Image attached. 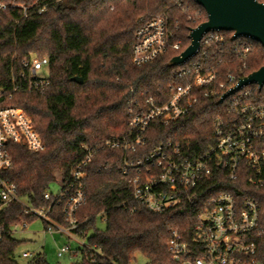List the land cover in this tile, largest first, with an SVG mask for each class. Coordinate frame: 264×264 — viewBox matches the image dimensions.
I'll use <instances>...</instances> for the list:
<instances>
[{"label": "trees", "instance_id": "16d2710c", "mask_svg": "<svg viewBox=\"0 0 264 264\" xmlns=\"http://www.w3.org/2000/svg\"><path fill=\"white\" fill-rule=\"evenodd\" d=\"M0 4V87L11 86V77L24 61L46 58L49 63V87L44 94L19 93L9 101L26 111L46 148L34 153L10 146L13 168L6 175L21 200L36 208L46 207L45 192L58 173L66 181L74 164L84 157L82 146L127 135L131 102L153 98L164 103L171 88L182 84L176 76L179 68H170L168 63L189 47L191 30L206 22L207 14L193 0H0ZM157 16L168 20L172 44L180 48H170L155 61L136 67L131 57L139 20ZM225 34L223 47L208 54L221 80L239 74L243 65L244 76L264 66L260 44L244 38L232 40L233 33ZM241 42L250 46L244 61L235 57ZM74 77L83 83L73 82ZM250 89L255 99L264 100V87ZM224 109L218 99H201L187 116L168 126L150 128L148 148L172 141L190 157L204 154L212 144L213 120ZM124 158L121 151L106 150L86 168L87 202L78 211L81 226L76 234L86 238L93 232L79 251L81 259L71 264H131L137 254L147 264H177L166 249L171 231L179 230L187 241L193 238L200 205L184 213L158 214L138 208L130 197V177L120 172ZM206 186H213L202 189L207 197L224 191L242 196L241 190L254 198L264 225V187L253 189L241 177ZM0 208V264H18L15 256L21 242L11 228L37 219L26 216L18 203L5 207L0 203ZM99 217L105 222L103 231L96 229ZM51 218L64 223L63 204L53 206ZM257 256L264 264V236ZM28 264L50 263L44 253H38Z\"/></svg>", "mask_w": 264, "mask_h": 264}, {"label": "built area", "instance_id": "2783aa9c", "mask_svg": "<svg viewBox=\"0 0 264 264\" xmlns=\"http://www.w3.org/2000/svg\"><path fill=\"white\" fill-rule=\"evenodd\" d=\"M257 1L264 4V0ZM172 38L173 32L165 17L140 19L132 64L142 67L170 48H180L172 44ZM225 40L223 31H212L202 37L197 53L178 67L176 76L182 79V84L171 88V95L164 103L159 104L153 98L131 102L127 135L82 146L84 157L74 164L57 194L45 192L44 199L49 205L41 208L21 200L16 185L6 177L13 168L10 146H21L34 153L46 148L26 111L9 104L19 93L42 95L49 87L48 59L24 61L21 70L11 77V86L0 87L1 207L18 203L26 216L43 221L50 235L60 233L78 241L82 233L76 234L81 226L77 214L87 202L86 168L99 152L121 151L125 158L120 172L130 177V197L138 208L158 214L184 213L200 205L190 241L179 230L171 231L166 249L172 261L177 264H260L257 255L264 225L257 201L241 190L238 193L242 196L224 191L207 197L202 189L211 190L213 186L206 185L215 180L232 183L240 177L253 189L264 187V100L255 99L249 85L229 96L222 103L225 104L223 113L213 120L212 144L197 157H190L179 143L172 141L148 148L150 128L168 126L187 116L203 98L220 101L239 80L247 77L243 75L246 68L243 65L239 74H228L221 80L218 69L209 64V50H219ZM240 47L235 57L244 61L250 46L241 42ZM107 168L108 165L103 167ZM55 204H63V224L51 218ZM28 225L21 221L17 226L26 229ZM72 253L69 245L57 248L58 258ZM22 256L30 258L31 254Z\"/></svg>", "mask_w": 264, "mask_h": 264}, {"label": "water", "instance_id": "95a60500", "mask_svg": "<svg viewBox=\"0 0 264 264\" xmlns=\"http://www.w3.org/2000/svg\"><path fill=\"white\" fill-rule=\"evenodd\" d=\"M201 6L207 21L191 30L190 45L179 56L170 60V68L184 65L193 57L199 47L202 37L209 32H231L232 40L249 39L264 48V4L257 0H193ZM73 82L81 85L83 79L74 77ZM256 85L259 90L264 87V66L239 80L238 85L225 93L219 101L222 104L229 96L245 86Z\"/></svg>", "mask_w": 264, "mask_h": 264}, {"label": "rangeland", "instance_id": "374dc122", "mask_svg": "<svg viewBox=\"0 0 264 264\" xmlns=\"http://www.w3.org/2000/svg\"><path fill=\"white\" fill-rule=\"evenodd\" d=\"M2 5L0 4V7ZM255 85H249L250 89ZM62 182V175H56V181L50 186L49 192L57 194L60 190V185ZM96 229L103 231L105 229V222L99 217L96 221ZM13 237L20 241L15 259L18 264H28L38 253H44L47 261L50 264H71L73 262L79 261L81 259V254L78 249H82L87 245V238L93 232L90 231L86 238L79 237V243L74 240H68L66 237L59 234H55L54 237L45 233V226L43 221L36 220L30 224L26 229H22L21 226H16L11 228ZM64 245H69L72 251H76L77 255L72 257L69 254H65L62 257H57V247H62ZM24 253L31 254L30 258H24L22 255ZM147 259L141 255L137 254L135 260L131 264H147Z\"/></svg>", "mask_w": 264, "mask_h": 264}, {"label": "crops", "instance_id": "0c3cea01", "mask_svg": "<svg viewBox=\"0 0 264 264\" xmlns=\"http://www.w3.org/2000/svg\"><path fill=\"white\" fill-rule=\"evenodd\" d=\"M29 226V225H28ZM45 233H47L46 231H44ZM47 234H49V233H47ZM55 234H59V235H61V236H64V235H62V234H60V233H55ZM54 234V235H55ZM50 235V234H49ZM54 235H50V236H52V237H54ZM65 237V236H64ZM68 239V238H67ZM68 240H70V239H68ZM74 241H76V242H78L79 243V240L77 241V240H74ZM58 248V247H57ZM79 251L81 250V249H78ZM73 253L72 254H69V255H71L72 257H75L76 255H77V252L76 251H72ZM58 257V256H57Z\"/></svg>", "mask_w": 264, "mask_h": 264}]
</instances>
